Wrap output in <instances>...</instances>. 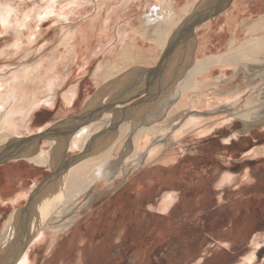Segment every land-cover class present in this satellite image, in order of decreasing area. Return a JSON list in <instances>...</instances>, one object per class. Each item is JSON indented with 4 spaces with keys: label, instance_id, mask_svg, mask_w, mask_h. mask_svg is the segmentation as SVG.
Segmentation results:
<instances>
[{
    "label": "rangeland",
    "instance_id": "obj_1",
    "mask_svg": "<svg viewBox=\"0 0 264 264\" xmlns=\"http://www.w3.org/2000/svg\"><path fill=\"white\" fill-rule=\"evenodd\" d=\"M156 1L0 0V11L6 8L8 15L7 22H2L0 16V91H9L11 86L19 85L21 73L28 66H35L36 72H40L39 97L45 95L47 80L54 77L53 102H43L33 111L28 110L20 121L21 139L42 133L43 138L36 139L35 149L42 146L51 151L54 146L45 144V139L51 135L49 130L63 119L80 115L93 104L91 98L98 92L95 72L101 66V75L109 72L112 63L130 71L125 74L130 76L123 80L116 78L107 83L102 80L105 94L111 92L110 87L123 88L141 78L148 77L153 81L160 68L170 69L158 62L161 46L155 42L153 31L146 36L141 26L144 12ZM205 1L174 0L176 16L170 29L183 16L186 6L194 3L200 7ZM230 7L226 14L217 13L185 29L178 43L177 55L183 64L185 58L192 56L189 51L201 61L202 58L211 59V55H216L212 59L230 55L247 42L251 45L250 49H244L240 58L217 60L212 65L202 66L195 77L194 90L187 91V100L192 103L182 101L172 110L166 109V112L170 111L165 118L166 126L175 124L178 129L193 117L203 121L180 132L167 146L150 135L153 136L151 140H144L141 146L144 158L139 164L122 171L119 178L103 176L91 186L92 189L88 188L89 192L77 193L69 204L79 205L91 194L93 198L85 208L79 209L73 224L59 231L43 228L36 239L27 243L20 256L26 252L31 264H246L242 263L243 259L247 264H264V121L247 126L242 119L222 111L230 102L208 106L216 89L220 88L217 90L220 96L224 88L230 92L233 83L243 86V74L230 77L236 65L242 62L258 66L257 62L264 54V0H237ZM109 13L113 16L107 29L105 22ZM230 17L235 21L230 22ZM84 30L82 35L87 38L75 50L71 43ZM231 38L233 44L229 47ZM127 42L132 46L128 47ZM167 49L164 55H167ZM220 76L227 77V81L220 82ZM255 82L256 86H250L255 90L264 86L263 79L261 83L260 79ZM142 88L124 103L129 105L139 99ZM199 95L207 96V100L196 107L193 102ZM263 95L264 92L259 97ZM154 97L140 103L151 105ZM96 105L99 110L100 105ZM245 106L239 107L245 109ZM123 108H114L110 112L119 110L121 114ZM2 110L0 108V112ZM26 124L30 126V132L24 129ZM48 124L54 127L46 130ZM208 124L212 128L205 131ZM9 136L16 138L13 134ZM125 141L114 152L112 158L116 162L123 158L130 136ZM64 154L65 158H70L75 153L65 151ZM22 163H30L34 167L33 173L22 172ZM34 165L21 157L0 165V183L3 177L10 183L6 193H12L22 181V173L27 176L25 188L35 183L25 204L20 203L15 209L0 206V242L5 222L14 210L18 216L37 189L41 191L47 186L49 194L54 190L51 168ZM117 169L111 174L115 175ZM69 206L58 207L46 214L45 219L67 213ZM27 214L23 217L26 223ZM25 227L24 223L20 225L18 235L6 242L1 257L4 258L20 241ZM251 254L254 258L248 260Z\"/></svg>",
    "mask_w": 264,
    "mask_h": 264
},
{
    "label": "bare ground",
    "instance_id": "obj_2",
    "mask_svg": "<svg viewBox=\"0 0 264 264\" xmlns=\"http://www.w3.org/2000/svg\"><path fill=\"white\" fill-rule=\"evenodd\" d=\"M207 2H209V0L203 2L200 7H196V4H191L189 8H185L183 10V16L175 21L174 27L171 29V21L175 19L176 16V13L174 12V0H157L156 3L153 5L151 4V6H149V10H146L141 18V26L144 28L143 33L148 36L147 33L149 31H153L155 42L161 46L160 53L158 55L160 60L158 62H160L159 64L163 62V66H168L170 69H165L164 71L163 68H160L158 74L153 76V81H150V78L148 77L145 79L141 78L139 82L136 81L134 84H129L126 87H123L124 89L115 88L117 90L116 91L115 89H112L113 87H110L111 92L105 94L106 91L102 88V80L105 81V83L109 80L112 82V80L116 78L123 80V77L130 76L125 75L130 71L127 67H119L117 64L112 63L110 65L109 72H107L106 75H101L100 72L102 66L99 67L95 72L98 76V81L96 82L98 92L91 98L93 104H91L90 108H83L84 110L80 115L74 116L72 119H63L62 122L55 127L53 124H48L45 127L46 130L54 127L52 130H49V132H51L49 138L45 139L46 145L48 144L54 146L51 151L43 149L42 146L35 149L37 146V137L31 138V140L28 137L27 139H21L22 135H20L19 130L20 127H22L20 121L23 120L28 110L33 111L43 102L47 104H51L53 102L52 92L54 87V77L50 76L49 80H47L44 90L45 95L42 96L43 98L39 97L37 82L41 79V76L40 72H36L37 69L35 66H28V68L21 73L22 75L19 85L16 84L11 86L9 91H0V108L3 109L0 112V153H9L10 151H14L16 146L18 147L20 146V143L24 142L25 144L23 147L20 148L19 151L12 157L16 159L20 157L25 158L36 165H47L54 173V178L51 181L55 183L53 188L54 192L52 191L51 194H49V190L46 189L47 186H45L41 191L37 189L31 194L29 204L25 207V210L22 212L20 211L18 216L16 214L18 212L14 210L6 220L2 232V241L0 242V254L5 248L4 246L6 242L8 240L10 241L14 235H18L17 232H19L22 228H20V225L24 223L26 227L20 234V241H17L15 246L13 245L10 248L7 255H3L4 258L0 256V264H5L8 259L14 256L16 257L11 260L14 263L15 261H18L17 264H31L30 258L26 252L20 256L27 243L36 239L37 233L43 228L48 227L53 231H59L70 227L75 220V215L79 213V209L85 208L91 202V198H93V195L91 194L90 197L79 205L69 204L72 199L74 200L75 195L79 192L80 194L85 191L89 192V189H92L94 183L103 176L104 178L106 177L109 179L110 176L115 178L118 176L119 178V174L122 173V171L133 168L134 165L139 164V162H141L144 158V152L140 151L142 150L141 148H143L141 146L143 145L144 140L147 141V139L150 138V141L153 136H156L155 141L167 146L174 141V138L180 132L185 131L191 125H195L203 121L198 117H193L184 122L181 126L179 125L180 128L178 127V129L175 128L177 127L175 124H168L166 126L165 118L170 112H166V109L170 108L172 110L174 106L182 101H185L187 104L188 101L189 103H192L190 102L192 100H187V91L194 90L195 77L202 69V66L206 67L212 65V62L217 60H219L218 62H223L224 60H234L237 59L236 56L240 58L244 49L246 50L251 48L250 43L247 42L237 51L235 50L231 52L230 55H222L214 59H212V57L216 55H211V59L205 60V58H202L200 59L201 61L195 59L193 56H190L185 58L184 64L181 62L182 60L177 55V49L179 40L184 34V30L191 28L189 26L188 19L193 13H196L199 9H201V7L206 5ZM5 11H7L6 8H3L0 11L2 22H7L8 19V15L5 14ZM112 16L113 13H109L106 19L107 21L105 23L107 29L109 28V22L111 21ZM130 22L131 21L129 20L127 21L129 25ZM84 32L85 30L81 31V35L77 36L75 42L71 43L75 50L76 47L83 40H85V38H87V36L82 35ZM126 44H128V47L132 46L131 42H127ZM232 44L233 38L229 41V47H231ZM166 49L167 55H164ZM263 55L264 54H262V58L257 62L258 66L257 64L254 66L250 63L247 64L242 62L241 64L236 65L233 68L234 70L230 77H236L240 73L243 74V86L233 83L234 86H231L232 90L228 92L229 89L224 88L225 90L223 89L222 95L220 96L217 92L220 88L216 89V95L214 94V98L212 99L213 101L209 102L208 106L210 108L212 106L217 107L219 106V102H230L229 104L223 106L224 108L222 111L229 112L230 115L234 116L236 119H242L245 121L247 126H249V124L255 125L263 122L264 95L263 97H259V94L264 92V86L259 88V90H255V88L253 89V87H250L251 85L256 86L255 80L259 79L260 83L263 79L262 84H264ZM165 56L167 57L166 59ZM257 57H261V55H257ZM253 71H256L257 73ZM221 73L223 72L221 71ZM222 76H220V82H226L227 77L223 78ZM171 77L173 79L170 82L169 80ZM121 80H119V82H121ZM142 83H144L143 86L141 85ZM139 85L141 86L139 87ZM141 88L143 90L140 92L142 96H138L139 99L136 101H129L130 104L126 105L124 101L128 98L130 99V97L136 96ZM244 95H247L248 97L242 98ZM152 96H155L152 101L153 104L148 105V103H140L150 101ZM204 99L207 100V96L199 95L195 98L193 103L196 107H198V104L200 105V103L205 101ZM66 100L69 102L70 95ZM96 104L100 105L101 111L96 108ZM242 104L246 105L245 109H241L239 107ZM122 107L124 108L120 111L121 114L119 113V110H116L115 113L110 112L114 108L120 109ZM125 108H128L127 111H123ZM219 109L220 108H217L218 111ZM192 116L194 115H191V117ZM205 127V131L211 130L212 128L209 124ZM24 129L28 132L31 131L30 126L27 124L24 125ZM9 134L15 135L16 138L14 137L15 139H10ZM30 136L33 137V135ZM127 136H130L131 141L126 143L125 150L122 153L124 156L121 161L118 160V162H116L112 158L114 156V152L116 148L122 147ZM7 141L8 144H6ZM65 151H72L75 154H73L70 158H65ZM152 152L154 151L152 150ZM117 167L118 172L115 175L111 174L116 171L115 168ZM60 206L64 208L69 206L70 210L61 216H54L55 219H45L46 214H50L53 210H56ZM30 211L31 213H29ZM27 212L29 219L26 223L23 217ZM253 258V254L247 257L248 260H253Z\"/></svg>",
    "mask_w": 264,
    "mask_h": 264
},
{
    "label": "crops",
    "instance_id": "obj_3",
    "mask_svg": "<svg viewBox=\"0 0 264 264\" xmlns=\"http://www.w3.org/2000/svg\"><path fill=\"white\" fill-rule=\"evenodd\" d=\"M233 1H237V0H233ZM232 0H230L227 5L225 6L224 9L221 10L220 13L218 14H221V13H228V10L229 8H231L230 6H232ZM194 4V3H192ZM191 5V4H190ZM190 5H188V7L186 6V8H189ZM228 20L230 22L232 21H235L234 18H231L230 19L228 18ZM187 45H188V42H187ZM189 55H193V51L188 53ZM185 56H188V55H185ZM22 160V159H20ZM20 160H14V162H18ZM5 162L1 163L0 165L4 164ZM23 165L21 166V164L19 166H21L23 168L22 172H25L26 174L27 173H33V170H34V167H32V165H30V163H22ZM36 166V165H34ZM20 167V168H21ZM25 173H22V175H20V177H23L22 178V181L17 184L16 186L17 187H14L13 190H12V193L8 194L6 193V190L9 189L10 187V183L8 181H6L5 179L2 178V181L0 183V206H12L13 209H15L17 207L18 204L20 203H23L25 204L26 200L28 199L30 193L32 192L33 190V187L35 185V183H33L31 185L30 188H25V182H26V175ZM24 175V176H23ZM23 207V206H22ZM263 246V245H262ZM261 246H258L257 248H260ZM248 263L247 261H245V259H243L242 263Z\"/></svg>",
    "mask_w": 264,
    "mask_h": 264
},
{
    "label": "water",
    "instance_id": "obj_4",
    "mask_svg": "<svg viewBox=\"0 0 264 264\" xmlns=\"http://www.w3.org/2000/svg\"><path fill=\"white\" fill-rule=\"evenodd\" d=\"M229 1L230 0H211V1L207 2L206 5L201 7V9H199L196 13H193L189 17V19H188L189 26L192 27L194 25H198V24L202 23L203 21L209 19L210 17H213L215 14L219 13L222 9H224ZM188 34L190 35V33H188ZM166 58L167 57L165 56V59ZM128 108H125L123 111H127ZM77 114H79V113H77ZM33 137H38V139L40 141L43 138V135L41 133L38 136H33ZM29 139L31 140V138H29ZM24 144H25L24 142L20 143V146H18V147L16 146L14 148L15 150L13 149L14 151H10L9 153H7V152L1 153L0 154V162L2 163V162H5L7 160L12 159L13 158L12 156H14L19 151V149L23 147ZM53 175H54V173L52 172L51 177H53ZM23 210H25L24 207H22V211ZM15 257L16 256L8 259L5 264H13V262L10 260L12 258L14 259Z\"/></svg>",
    "mask_w": 264,
    "mask_h": 264
}]
</instances>
